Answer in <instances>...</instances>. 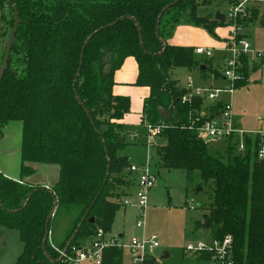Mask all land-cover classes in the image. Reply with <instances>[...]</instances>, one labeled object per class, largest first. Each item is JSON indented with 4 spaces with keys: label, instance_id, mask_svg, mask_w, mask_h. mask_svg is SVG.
Returning <instances> with one entry per match:
<instances>
[{
    "label": "trees",
    "instance_id": "trees-1",
    "mask_svg": "<svg viewBox=\"0 0 264 264\" xmlns=\"http://www.w3.org/2000/svg\"><path fill=\"white\" fill-rule=\"evenodd\" d=\"M2 1L11 10L12 29L15 9L20 18L0 85V137L9 122H22L21 179L0 173V226L18 230L24 243L16 264H66L57 261L50 239L46 249L52 259L43 248L46 230L52 232L61 211L76 209L77 214L62 244L68 249L98 228L112 231L120 206L109 197L120 196L114 190L124 184L119 175L130 166L120 155L128 144L119 134L123 124L117 122L128 112L129 99L113 95L114 72L127 57L138 63L135 85L150 88L143 120H163L160 107L172 114L164 131L167 142L157 148L162 167L199 172L211 188L208 212L196 227L211 230L214 238L232 235L242 264H264V158L258 157V140L248 139L244 154L230 146L223 154L211 152L188 127L189 113L201 100L182 104L187 90L170 77L173 67L202 64L195 48L168 43L174 28L194 23L212 30L223 22L199 17L198 0ZM258 17L255 11L240 23ZM108 64L111 69L105 72ZM30 163L59 166V180L50 188L28 183L24 179L35 173ZM123 261L120 247L105 250L103 264Z\"/></svg>",
    "mask_w": 264,
    "mask_h": 264
},
{
    "label": "rangeland",
    "instance_id": "rangeland-1",
    "mask_svg": "<svg viewBox=\"0 0 264 264\" xmlns=\"http://www.w3.org/2000/svg\"><path fill=\"white\" fill-rule=\"evenodd\" d=\"M198 1L201 5L197 8V15L203 19H206L207 23H214L216 21L214 18H212L213 14L208 13L214 4H217V8L224 14L228 13L226 10L227 2L230 3V6L232 5V0ZM0 5L2 8V11L0 9V21L3 16L2 20L5 22L3 47L0 52L1 66L5 52V46L12 32V25H10L12 15L10 8L2 0H0ZM212 19L214 21H212ZM258 20L261 21V19L258 18L254 22L255 24H253L254 26L252 29H248L247 31L245 30L244 32L250 36L249 39L253 46L264 50V24ZM226 24L227 23H217L212 30H209L203 25H197L194 23L189 25L186 23L179 24L174 28L173 33L174 35L176 34L178 38H181L182 42L191 45L190 47L194 48L197 46H209L213 45L215 41L224 40L222 38L225 36V34H227L229 28V26H226ZM221 54L222 52L215 53L216 63L214 61L210 63V60L203 55H195V58L198 62L209 61V65L211 66L210 70L214 71L213 67L215 65L221 66L222 64ZM219 60H221V62H219ZM126 62L121 70H116L114 72V75L119 71H123L127 79H130L133 76L134 69L130 65H126ZM174 68H179L177 73H173L174 76L176 75L177 78H181V80H183L182 82H184V78L187 74V70L185 68L187 67H173L172 69ZM194 68L196 67L194 66ZM250 75L251 79L247 87L239 88L235 90V93L226 94L223 97H227L229 101H231L234 97V107L237 108L239 113L243 114L244 120L249 124L261 127L263 130L264 59H262L259 65L255 66L254 70L250 72ZM123 91L125 94L115 96H127L124 98L129 99V110L123 116V118L128 116L130 121L127 131L132 133L144 132L145 128L143 122L141 121V114L143 112L142 103L143 97H145V88L127 84L125 85ZM127 131L126 134L129 133ZM1 134L0 173L6 175L10 179L16 180L20 177L21 173L22 122H9L3 128ZM127 138L124 136L126 143L128 141ZM226 147L227 145L224 143L219 144L215 148L209 145L211 152H219V154H223L226 151ZM134 150H136V153ZM134 150L132 153H135V158L141 160L142 162L145 161V163L151 164V170L157 177V183L149 193L145 226L142 228H138L136 226L139 213L136 207H121L118 215L115 218L116 221L114 229L116 231L119 229L125 231L123 237H120L125 241H128L132 236H140L142 234L157 235L160 247L154 250V255L157 258H160L161 264H193L194 262L188 257L186 245L190 242L210 239L212 236L211 230L206 229L205 227H196V223L198 221H202L204 213L208 212L207 207L210 204L208 192L211 190L210 186L206 185L200 179L199 172L187 174V172L182 169L163 168L160 163L159 156L157 157L153 147H144L142 149L137 148ZM127 173V170H123V172L119 175L123 181L124 178H127ZM200 187L201 189H199ZM122 190L125 191L123 186L117 185L114 192H123ZM117 197L118 196L114 194L113 196L109 197V201L118 204ZM200 205L203 206L201 207ZM76 217V209H71L67 212L61 211L56 215L52 226V230L54 232H50L49 238L50 241L54 243V245L60 248L63 247L62 242H65V238L68 237L69 233L73 229ZM164 253H167L169 256L167 258H163L162 255ZM128 257V253L125 250L124 259L127 260Z\"/></svg>",
    "mask_w": 264,
    "mask_h": 264
},
{
    "label": "built area",
    "instance_id": "built-area-1",
    "mask_svg": "<svg viewBox=\"0 0 264 264\" xmlns=\"http://www.w3.org/2000/svg\"><path fill=\"white\" fill-rule=\"evenodd\" d=\"M258 11V18H264V0H232V5L226 14V23L229 26L227 41L220 48L222 64L215 65L225 80L224 87L198 86L188 77L185 90L181 97L182 104L192 105L201 100L198 108L189 113V129L195 131L198 137L207 145L214 148L224 143L232 147L238 154H244L247 149V140H258V157L264 158V129L255 133L242 128L234 115L231 101L222 99L226 94H233L245 83L255 65L264 59V50L251 43L242 33L244 25L240 20L252 17V12ZM261 13V14H260ZM195 54L203 55L211 62L215 61V48L196 47ZM209 62V61H202ZM214 63V64H215ZM246 69L248 73L246 75ZM146 133L144 135L146 147L158 148L167 142L164 131L168 122L164 119L151 123L142 120ZM128 173L135 174L136 191L119 192L118 205L124 208L136 207L138 218L136 226L142 228L146 224V210L148 208L149 193L157 183V177L151 170V164H130ZM50 238V235H49ZM86 241V242H85ZM52 248L59 254L61 261L66 264H103L104 252L112 246L120 247L128 253L129 260L121 264H161L160 258L154 255V250L160 247L157 235L132 236L128 241L114 236L98 228L95 235L84 240L80 245L58 247L50 241ZM186 251L193 264H242L235 256L234 238L226 235L223 238L211 236L207 240H198L186 245Z\"/></svg>",
    "mask_w": 264,
    "mask_h": 264
},
{
    "label": "crops",
    "instance_id": "crops-1",
    "mask_svg": "<svg viewBox=\"0 0 264 264\" xmlns=\"http://www.w3.org/2000/svg\"><path fill=\"white\" fill-rule=\"evenodd\" d=\"M226 5H227L226 10L228 12V10L230 9L231 6H230L229 2H227ZM217 6H218L217 4H214L213 7H211V10H209V12H208L209 14L210 13L213 14L212 18H214V20H216V21H218V20L215 18V16L218 12H220L221 14H224L221 10H219L217 8ZM0 9L2 11L1 5H0ZM224 15H226V13ZM2 19H3V16H2ZM2 19L0 21V52H1L2 47H3V33L5 30V22H3ZM214 20L212 19V21H214ZM255 21L256 20L249 22V23H246V25H244V27H243L242 33L248 39L250 38V36L247 35L244 31L245 30L247 31L248 29L249 30L252 29V27L254 26L253 24H255L254 23ZM259 22H261V21H259ZM223 23H226V21ZM187 25H189V24H187ZM226 26H227V24H226ZM228 33H229V28H228L227 34H225V36L222 38L224 40L215 41L213 45H209L208 47L215 48V53L220 52V48L223 47L225 41H227ZM168 43H170L172 45H177V46H185V47L191 46V45H188V44L182 42L181 38H178L176 36V34L174 35V33H173V36L168 40ZM197 47H206V46H197ZM194 48H196V47H194ZM195 55L198 56V54H195ZM215 61H216V57H215ZM125 62H126V65L127 64L130 65L134 69V74L130 79H127L125 77V74L123 73V71L122 72L119 71L118 73H116L114 75V81H115V84L113 87L114 96L125 94V92L123 91L125 85H127V84L135 85V82H136V79H137V76L139 73L138 63L134 57H127L125 59L123 65L125 64ZM219 62H221V60H219ZM201 63H205V62H201ZM210 63H212V62L210 61ZM206 64L208 65V70H205V71H202L200 69V67H196L194 69L185 68L187 70V74H186V77L184 78V82H182L183 80H181V78L179 79L176 77V75L174 76L173 73L174 72L177 73V70L179 69V68H177V69L174 68L170 71V76L172 77L171 79H173L177 82V86H179V88H185V86L187 84L188 77H191L193 79L194 84L198 85V86L224 87L226 83H225V80L223 79V77L221 76L220 72L218 70H216L214 67H213V70H215V71L210 70L211 66L209 65V62H206ZM123 65H122V67H123ZM122 67L118 70H121ZM250 79H251V75L248 77L247 81L245 83L241 84L237 89L242 88V87H247L249 85ZM135 86H137V85H135ZM137 87H142V88H145V90H146L145 97H143V103H142V111H143L144 110V101L150 95V88L149 87H143V86H137ZM123 97H127V96H123ZM222 99L228 100L227 97H223ZM233 99H234V97H233ZM233 99L231 100V102H232L233 107H234L235 105H234ZM141 115H142V117H141V121H142L144 118L143 112ZM234 115H235V118H236L237 122L239 123V125L242 128H244L245 130L253 132V133L260 131L261 127L253 125V124H249L247 121H245L243 118V114L239 113V111L235 107H234ZM117 122L123 124V126H124L123 128H121L119 130V133L121 134L122 138H124V136H126V138H127V136H128V138H127V140H128L127 144L128 145L126 148H124L123 150L120 151V155L126 156L128 158V161L130 164H137V165L146 164L145 161L142 162L141 160H138L137 158L134 157V154L136 153L135 152L136 150H134V149H137V148L142 149V148L146 147L145 138H144L146 130L144 129V132H133V133L130 131H127L128 130L127 129L128 124L130 123L128 116L122 118L121 120H118ZM125 127H126V130H125ZM126 131L129 133L126 134ZM124 133H125V135H124ZM127 149H128V151H127ZM154 149H155L154 150L155 153L157 154V148H154ZM130 150H131V152H130ZM133 150L135 153L134 152L132 153ZM132 154H133V156H132ZM157 157H158V154H157ZM30 165L35 169V173L24 179L28 183H30L32 185H44V186H47L48 188H50V187H53L56 184V182L59 180V175H60L59 166L42 165V164H37V163H32ZM126 176H127V178H124V184H122L125 191H123V190L122 191L127 192V193L128 192L134 193L137 189L136 184H135V180H136L137 176L135 174H131V173H127ZM20 179L21 178L19 177L16 180H20ZM130 208H133V207H130ZM126 211H125V213H126ZM118 213H119V211L117 212L116 216L118 215ZM115 221H116V219H115ZM115 221H114L112 231L110 232V234L114 235V236L118 235L119 237H121V236L123 237L125 231L120 230V229L118 231H116L114 229ZM57 230H59V229H57ZM52 232H54V231L52 230ZM23 249H24V243L21 240V236H20L19 231L16 229H9V228L0 226V264H16L18 258L20 257V255L23 252ZM127 260H129V257ZM127 260H125V261H127Z\"/></svg>",
    "mask_w": 264,
    "mask_h": 264
},
{
    "label": "water",
    "instance_id": "water-1",
    "mask_svg": "<svg viewBox=\"0 0 264 264\" xmlns=\"http://www.w3.org/2000/svg\"><path fill=\"white\" fill-rule=\"evenodd\" d=\"M15 13H16V17H15V22H14V26H13V29H12V32L9 36V39L6 43V46H5V52H4V56H3V60H2V63H1V66H0V85H1V81H2V78L8 68V63H9V59H10V55H11V50H12V47H13V44H14V41H15V36H16V33H17V29H18V25H19V22H20V18L18 16V13H17V10L15 9ZM162 15V14H161ZM161 15H160V18L158 20V24H157V33L159 31V28H160V19H161ZM215 18L220 21V22H225L226 21V15L224 14H221L220 12H218L215 16ZM208 28V27H206ZM93 37V35H91L89 37V39L86 41V44L89 42V40ZM85 44V46H86ZM85 46H84V49H85ZM83 58H84V50L82 52V55H81V65L83 63ZM168 66L170 67L171 66V63L168 64ZM111 69V64H108L105 68V72H109ZM200 69L202 71H205V70H208V65L205 64V63H202L201 66H200ZM80 71V70H79ZM159 113L160 115L163 117V119L167 122H170L172 120V114L170 112V110L164 108V107H160L159 108ZM106 182V180H105ZM104 182V184H105ZM201 189V187L199 188ZM1 190V189H0ZM0 200H1V194H0ZM97 200V198L94 200V202ZM29 201V200H28ZM28 201L26 203V205L28 204ZM93 202V203H94ZM25 205V206H26ZM54 212H55V208L52 212V214L49 216V219H48V223L50 221V219L52 218V216L54 215ZM87 217V214L84 216L83 220L80 222L79 224V227L77 228V230L75 231V234L73 235L72 239L75 238L76 234L78 233L80 227L82 226L83 224V221L85 220V218ZM91 222L94 221V218H91L90 219ZM49 235H50V231H49V228L46 230V234H45V237H44V242H43V248L45 249V253L47 255V257L49 259H52L50 254L48 253L47 249H46V243H47V240L49 239ZM163 258H167L168 257V254L167 253H164L162 255ZM58 262L61 261V258H58L57 259Z\"/></svg>",
    "mask_w": 264,
    "mask_h": 264
}]
</instances>
